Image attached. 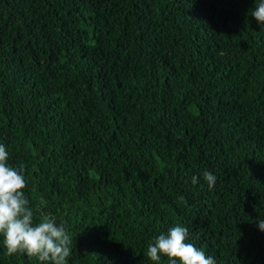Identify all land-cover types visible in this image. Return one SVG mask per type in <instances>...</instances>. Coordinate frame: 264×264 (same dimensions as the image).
I'll list each match as a JSON object with an SVG mask.
<instances>
[{"label":"trees","instance_id":"obj_1","mask_svg":"<svg viewBox=\"0 0 264 264\" xmlns=\"http://www.w3.org/2000/svg\"><path fill=\"white\" fill-rule=\"evenodd\" d=\"M255 4L0 0V144L34 220L66 226L68 264H167L147 247L174 226L216 264H264ZM3 239L0 264H51Z\"/></svg>","mask_w":264,"mask_h":264},{"label":"clouds","instance_id":"obj_2","mask_svg":"<svg viewBox=\"0 0 264 264\" xmlns=\"http://www.w3.org/2000/svg\"><path fill=\"white\" fill-rule=\"evenodd\" d=\"M264 29V0H256L250 10ZM9 153L4 144H0V235L7 249L5 255L26 253L28 257H37L39 261H51V264H68L67 258L72 252V238L67 234L66 226L57 224L54 216H44L39 222L34 220L30 202L22 191L26 187L24 168H13L7 164ZM209 190L216 184L217 177L210 171L203 172ZM198 177H192L196 184ZM180 199H184L182 196ZM258 227L264 231V218L258 220ZM188 229L181 226L170 228L154 238L147 247V257L158 262L161 254L169 259L167 264H216L213 257L205 255L191 243H186Z\"/></svg>","mask_w":264,"mask_h":264}]
</instances>
